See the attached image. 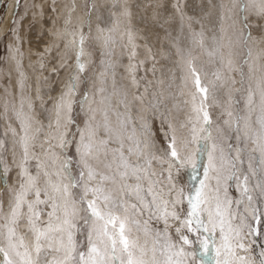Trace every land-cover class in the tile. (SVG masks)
I'll return each mask as SVG.
<instances>
[{
	"label": "snow or ice",
	"instance_id": "6c2138e0",
	"mask_svg": "<svg viewBox=\"0 0 264 264\" xmlns=\"http://www.w3.org/2000/svg\"><path fill=\"white\" fill-rule=\"evenodd\" d=\"M186 6L172 5L189 29V46H176L179 83L173 74L167 84L148 81L140 89L144 77L137 72L145 61L137 60L131 11L127 0H112L118 9L112 26L98 25L94 37L102 71L90 93L78 95L80 77L70 75L47 108L41 88L33 96L22 71L16 91L4 90L0 175L15 169L17 182L6 203L0 198V264H264V248L258 256L253 248L264 235V35H252L253 22L264 32V0H216L210 35L185 15ZM117 34L131 46L127 84L117 82L116 64L104 59ZM72 35L75 69L84 73L86 37ZM197 50L214 67L213 79L197 65ZM15 53L23 56L19 47ZM225 86L229 133L217 125L214 136L208 101L218 105ZM37 102L47 124L37 119ZM77 107L87 117L82 127ZM185 109V120L168 119ZM151 118L167 124L163 143ZM233 130L235 144L228 142Z\"/></svg>",
	"mask_w": 264,
	"mask_h": 264
},
{
	"label": "rangeland",
	"instance_id": "374dc122",
	"mask_svg": "<svg viewBox=\"0 0 264 264\" xmlns=\"http://www.w3.org/2000/svg\"><path fill=\"white\" fill-rule=\"evenodd\" d=\"M27 1L28 0H19V7H17L13 11L14 0H0V105H2V98L4 94L3 90L7 88L13 92L16 91V85L15 86L11 85L12 83L10 82V79L6 72L9 69L8 68L9 66L7 65L9 46L13 43V41L15 42L17 40L18 35H19L18 39L19 40L21 39L20 31L22 30V26L27 24V29H24L27 44L28 45L33 44L36 47V49L39 50L42 47V45L45 46L48 44L47 41L45 40V38L49 34V32L46 31L47 28L50 29V27L53 24L54 25L57 24L55 18L57 20L58 18L56 16L54 17L53 15L54 12L52 14L51 10L48 7H46V11L50 16V21L48 17H46L47 19L44 18L42 14L40 20H42V23L44 21L46 28L41 32V34H37L35 30V25L38 23L37 22L38 18L35 16H32L34 12H28V10H31L33 2H39V0H29V2L31 3L30 8H26L28 7L26 6ZM98 1L99 0H79V2H81L80 7L82 8L83 12H78V13L68 12L72 14V17L70 16L72 21H74L73 15L74 16L79 15L80 17H83V19H81L78 24H75V23L69 24V29L70 30L72 29L71 30L72 33L73 32H75L76 34H78V32L79 34L83 33L84 36L86 37L84 45H83L84 55L81 57V62L85 65V72L77 73L75 69L76 49H73V48H76V45L73 44V39H74L73 35L69 37L70 38L69 47H65L64 42H62L63 40H59L57 49L60 47H64L67 50L66 56L64 58H59L55 56L56 55L55 52H53L52 54L50 50V52H48L44 56L45 58H43L42 60V65H43L42 70L46 71V74L47 76L49 75V78L51 81L49 86L43 87L42 82H40V79H38V81L41 84V85L39 84L40 88H42L41 94L43 95V100H45L44 102L47 108L52 107L51 103L49 102L50 99H52L53 97L59 96L60 93L63 91V88H61V84L64 80L63 78L66 75H69V76L76 75L80 77V81L77 85L78 95L81 92L90 93L93 87L98 83L97 77L102 71V66L100 63L102 59L101 57L102 48H100V46L94 39L95 37L94 29L98 25L101 28L111 27L112 19H113L111 16V13L113 11H118V9H114L112 7V0H108V1L103 0L101 4H99ZM169 1H172V0H132V1L127 0L129 9L130 11L132 10L131 19L128 22V25L131 27L136 37L135 42H138L140 44L141 43L147 44V46L151 50L152 59L146 61L143 67L139 68L137 72L138 77H144V79L140 81L141 90H143L144 85H146L148 81H153V84L155 86V81L163 79L165 81V84H167V82L171 79L173 74L176 75L177 77L176 82L179 83L178 77L180 73H179V68L177 66V61L179 58L176 55L175 47L177 45L181 48H187L189 46V29H188L187 23H185L183 26L181 25L179 15L174 12V9L170 5ZM215 2L216 0H183V2L181 1L182 4L187 5L183 9L185 15L187 17H192L193 21H199L203 23L205 26L206 34L208 35H210V30L213 27V22L216 19V15H217L211 7L212 4H214ZM172 3L174 2L172 1ZM92 5H95V8L90 7ZM157 5H161V6L157 7ZM70 8L73 9L72 7ZM44 15H45V12H44ZM52 20H54L53 24H52ZM61 21L59 20L58 23ZM162 25L165 27H163ZM253 25L254 27H253L252 35L255 37H260L263 34V32L255 26V22H253ZM193 28L199 31L200 23H194ZM151 31H154L153 35H152L153 32L150 33ZM79 34L77 35V37L79 36ZM19 40L18 42L21 43V46H25L22 39L20 41ZM124 42L125 43L119 40V35H118L117 44L112 48L111 57L104 58V59H110L112 62L116 64V67H115L116 77L115 78L117 82L120 84H127L129 82L128 73L126 69H127V65L129 62L128 51L130 50V45H128L127 47L125 46L127 45L126 37L124 39ZM20 43L18 44L20 45ZM73 45L75 46L73 47ZM138 48H141V46H138ZM21 50L22 48L20 49V51ZM138 51L142 52L139 49ZM13 55H16V60L24 58V56L20 58V56H18V54H15V53ZM197 55L199 57L197 60V65L199 66L200 64H204V69L207 72L208 79H213L212 72L215 70L214 67L206 63L207 58L199 55L198 50H197ZM65 58L67 59L65 60ZM58 62L60 64L62 63L64 66L62 67L61 66L62 64L60 65L58 64ZM152 63L154 64L151 66ZM152 68L154 69V71H152L153 70ZM19 70H23V69H19ZM19 70H16V73ZM149 71H151L150 75H148ZM146 74L149 77H147ZM151 74L156 75V77H154ZM66 78L68 79L66 81L68 84L69 77L67 76ZM108 79H109V88H110L111 87V77L109 76ZM29 86H30L29 87V92H30V88H32V84L31 85L29 84ZM231 87L238 88L239 85H235ZM228 92H229V86H225L224 88L220 89L217 92L216 100L218 101V105L213 104L211 97L209 98V101H208L210 105L209 113L213 121L212 130H213L214 136L216 135L215 130H216L217 125L220 126L223 132L229 133L228 126L224 124V120L228 119L226 112H225V109L228 108V103H227ZM30 93L33 95L32 89ZM235 96L239 102L238 107L240 111L243 112L244 111L243 97L239 93H235ZM170 106L171 105H169V107ZM186 111H187L186 109L182 111L173 110L172 113L168 116V119L172 121L174 124H177L179 121H183L186 119V114H187ZM0 112H2V106H0ZM74 115L76 118L77 125L82 127L83 121L87 118L86 114L84 112H81L79 107H77ZM36 116L38 120H41L43 123L47 124V119H46L47 112L45 111L44 108L40 107L39 102H37V105H36ZM150 122L152 125V132L155 135L157 141L159 143H163L164 133L165 131H167V124L162 125L161 120L159 118H151ZM3 132H4V123H3V120L0 119V137L3 136ZM229 135H230V138L228 142L235 144L236 141H235L234 130ZM67 151L69 155L73 157V170L75 171V148L73 146H69ZM5 157L9 162L11 161L10 151L5 154ZM32 163L34 165V162ZM34 170L35 169L33 167L32 171L34 172ZM200 171L202 172V169ZM187 179L188 177L185 176V180ZM16 182H17V172L15 169L10 171L7 177L0 175V184H1L0 198H3L5 203L7 201V189L11 188L12 185H14ZM230 191H231V194L236 195L234 187ZM158 226L162 227V225H158ZM253 248H254V254L258 256L261 249L264 248V235H260L256 238V243L254 244Z\"/></svg>",
	"mask_w": 264,
	"mask_h": 264
},
{
	"label": "bare ground",
	"instance_id": "6f19581e",
	"mask_svg": "<svg viewBox=\"0 0 264 264\" xmlns=\"http://www.w3.org/2000/svg\"><path fill=\"white\" fill-rule=\"evenodd\" d=\"M130 1H132V0H130ZM172 1L175 3V0H172ZM172 1H169V3H170L171 6L174 4V3H172ZM181 1L183 2V0H181ZM102 2H103V0H99L98 1L99 4H101ZM80 4H81V2H79V0H39V2H33L32 7H31L30 6L31 3L29 2V0L26 2V6H28L26 8H30L31 7V10H28V12H34L32 16H35V17L38 18V20H37L38 23L35 25V30H36L37 34H41V32L46 28V25L44 24V21L42 23V20H40L42 14H43L44 18L48 17L49 18V21H50V16H49V14L46 11V7H48L51 10V13L52 14L54 12V14H53L54 17L56 16L58 18V20L55 18L56 23L57 24L60 23V24L59 25H57V24L54 25L53 24V21L54 20H52V24L53 25L50 27V29L47 28V30H46V31L49 32L48 36L45 38V40L47 41L48 44L45 45V46L42 45V47L39 50H37L36 47L33 44H29L30 46L27 44L26 36H25V32H24V29H27V24H25V25L22 26V30L20 31V38L22 39V41L25 44V46H21V43L18 42L19 39H17L15 42L13 41V43L9 46V48L10 47L12 48V51H9V54L7 53L8 54V64L7 65L9 66L8 67L9 69L7 70L6 73H7L8 77H9V79H10V82L12 83L11 85L15 86L16 85V81L19 78L18 72L16 73V70H18L17 69V66H16V60H13L12 59V56L15 53V48L16 47H19V49L22 48V50H21L22 53L24 51V53H23L24 58L23 59H18L20 61V68L19 69H23V70H19V71H22L24 73V75H25V77L27 79V83H29L30 85L32 84V88H30V92H31V89H32L33 96L35 95L36 88L38 86L40 87V85H41L40 82H42L43 87L44 86H49V84L51 83V81H50L49 75L47 76L46 71L42 70V67H41L42 60H43V58H45L44 56L48 52H50V50H51L52 54H53V52H55V54H56L55 56H57L59 58H64L66 56L67 50L64 47H60V48L57 49V46L59 44V40H63L62 42H64L65 47H66V45H67V47L70 46V43H69V39L70 38L69 37H71V35H72V32H71L72 29L71 30L69 29V24H71V23L78 24L80 22V20L83 19V17H80L79 15H75V16L73 15L74 21H72L71 18H70V16L72 17V14H70L68 12H77V13L78 12H83L82 8L80 7ZM70 7H72L73 9H71ZM44 12H45V15H44ZM167 13H169V12H167ZM30 20H31V18H30ZM59 20L60 21L62 20V21L58 23ZM160 21H161V19H160ZM160 23H162V22H160ZM165 24H166V22H165ZM72 25H74V24H72ZM158 25H160V24H158ZM163 27H165V26H163ZM96 29H97V27L94 29V36L97 35ZM121 29L123 31V27H121ZM150 33H152V35H153L154 34V31H151ZM78 34H79V32H78ZM262 35H264V32H263ZM117 36H118V34H117ZM138 36H139V34H138ZM17 42L20 43V45ZM123 43H125V42L123 41ZM135 43L137 44V46H141V48H137V51H138V49L140 51H142V52H139L138 51L137 60H144L146 62V61L152 59V57L150 56V53H149V50H148L149 47L147 46V44H142V43L140 44L138 42H135ZM98 45L100 46V48H102V46L99 43H98ZM74 46L75 45H73V47ZM73 49H76V48H73ZM73 49H71V50H73ZM257 50H258V48H257ZM128 53H129V51H128ZM159 53H161V52H159ZM49 55H50V53H49ZM18 56H20V55H18ZM20 58H21V56H20ZM66 59L67 58H65V60ZM62 63H63V61H62ZM58 64H60V63L58 62ZM153 64L154 63H152L151 66ZM150 72L151 71H149V74L148 75H150ZM146 73H148V72H146ZM153 74H151V75H153ZM54 75H55V73H54ZM148 75H147V77H149ZM67 76L69 77V75H66L63 78L64 80H63V82L61 84V88H63V90H65L64 88H66V86H67L66 85L67 84L66 81L68 80L66 78ZM153 76L156 77V75H153ZM38 79H40V82L38 81ZM125 81H127V80H125ZM56 97H58V96H56ZM53 98H55V97H53ZM10 154H11V152H10ZM0 187H1V184H0Z\"/></svg>",
	"mask_w": 264,
	"mask_h": 264
}]
</instances>
